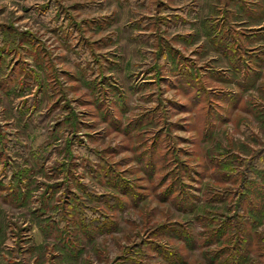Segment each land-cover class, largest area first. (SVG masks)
<instances>
[{
  "label": "rangeland",
  "instance_id": "obj_1",
  "mask_svg": "<svg viewBox=\"0 0 264 264\" xmlns=\"http://www.w3.org/2000/svg\"><path fill=\"white\" fill-rule=\"evenodd\" d=\"M263 149L264 0H0V264H264Z\"/></svg>",
  "mask_w": 264,
  "mask_h": 264
},
{
  "label": "trees",
  "instance_id": "obj_2",
  "mask_svg": "<svg viewBox=\"0 0 264 264\" xmlns=\"http://www.w3.org/2000/svg\"><path fill=\"white\" fill-rule=\"evenodd\" d=\"M264 170V149L263 150H256L254 152V155L247 160L246 162V166L244 167V170L241 172V176H240V180H238V182H240L238 184H236V189L234 190L238 197L241 198H247V194L250 193V189L253 186L252 184L254 182H256L259 178H260V174H258V171ZM253 189V188H252ZM176 191V190H175ZM176 193L178 194V201L177 204L179 205L180 203H183L181 200V196L184 192H182V190H177ZM239 205L236 208V211L243 213V201L238 200ZM246 211L241 215H237V220L232 222V225H230L229 223L226 224V222H224V220H222L220 223H222L223 227H225L226 225L228 227H231L232 231L233 229L238 231L237 233L241 234L242 236L245 235V233H247V228L244 225V221L242 218H244V220L246 219L247 221H250V226L253 225V223H256V209H257V205L253 204L251 200L246 199ZM245 207V206H244ZM255 213V214H254ZM248 217V219H247ZM234 224V225H233ZM227 227V228H228ZM231 234H234V232H231ZM239 246L242 247V242H239L238 244Z\"/></svg>",
  "mask_w": 264,
  "mask_h": 264
}]
</instances>
